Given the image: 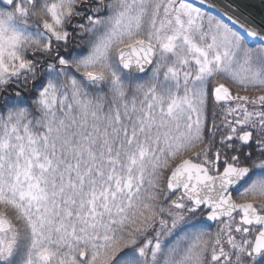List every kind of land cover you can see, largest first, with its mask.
I'll return each instance as SVG.
<instances>
[{
  "label": "snow or ice",
  "instance_id": "1",
  "mask_svg": "<svg viewBox=\"0 0 264 264\" xmlns=\"http://www.w3.org/2000/svg\"><path fill=\"white\" fill-rule=\"evenodd\" d=\"M0 264H264V0H0Z\"/></svg>",
  "mask_w": 264,
  "mask_h": 264
},
{
  "label": "water",
  "instance_id": "2",
  "mask_svg": "<svg viewBox=\"0 0 264 264\" xmlns=\"http://www.w3.org/2000/svg\"><path fill=\"white\" fill-rule=\"evenodd\" d=\"M257 8H258V5H257Z\"/></svg>",
  "mask_w": 264,
  "mask_h": 264
}]
</instances>
